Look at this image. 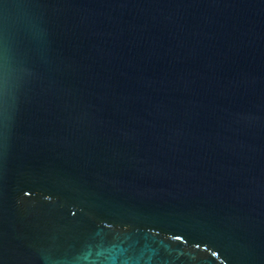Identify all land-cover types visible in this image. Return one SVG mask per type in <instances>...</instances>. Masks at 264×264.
<instances>
[{
    "label": "water",
    "instance_id": "water-1",
    "mask_svg": "<svg viewBox=\"0 0 264 264\" xmlns=\"http://www.w3.org/2000/svg\"><path fill=\"white\" fill-rule=\"evenodd\" d=\"M0 264H264V0H0Z\"/></svg>",
    "mask_w": 264,
    "mask_h": 264
}]
</instances>
